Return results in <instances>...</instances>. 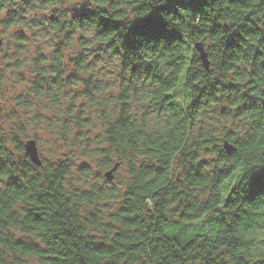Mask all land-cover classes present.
Segmentation results:
<instances>
[{"label": "clouds", "instance_id": "clouds-1", "mask_svg": "<svg viewBox=\"0 0 264 264\" xmlns=\"http://www.w3.org/2000/svg\"><path fill=\"white\" fill-rule=\"evenodd\" d=\"M40 3L0 0V32L13 39V30L22 26L7 28V20L13 17L26 15L43 22L46 18ZM52 4L64 31L81 41L77 51L83 52L82 45L95 41L90 52L102 53L105 63L102 72L77 84L75 90L51 87L48 79L40 87H51V92L41 94L31 85L20 84L15 73L0 81V197L12 200L14 193L4 187L9 177L19 178L25 191L51 188L55 192L62 184L68 195L71 188L97 184L93 178L98 173L119 165L124 187L147 189L159 181V196L146 207L153 208L160 200L159 211L168 216L169 223L180 222L178 231L213 233L211 241L199 237L195 244L200 246H193L191 253L180 252L171 244L154 258L155 250L146 243L136 264H159L173 256L177 257L175 264H264V99H257L264 96V53L259 51L264 48V0H52ZM117 5L123 9L118 21L113 19L120 15ZM142 10L143 18H135ZM151 18L158 20L162 30H136ZM176 18L179 23H174ZM221 19L230 25L223 38L197 35L222 28L217 24ZM209 20L211 28L206 23ZM101 31L110 32V44L96 41ZM130 41L135 53L129 50ZM113 46L121 53L125 70L118 60L110 59ZM149 48L161 54L176 48L182 63L170 67L151 57L156 63L148 67L157 73L159 84L145 90L140 54ZM197 48L201 49L199 58ZM15 51L11 46L0 48V69L4 53ZM207 55L213 58L210 72L205 71ZM168 58L164 56V61ZM186 60H191L190 66L186 67ZM230 67L234 73H229ZM66 68V62L62 63L60 70ZM129 68L131 71L126 70ZM181 69L187 74L181 73L173 96L165 101L166 88ZM252 73L260 84L254 96L249 94L248 84ZM124 78L131 82L122 84ZM103 83L115 87L92 96L89 85ZM225 88L233 91L226 93ZM130 89L140 91L133 94ZM120 95H131V104H122ZM206 95L210 100L200 107L197 101ZM89 99L95 102V110L88 106ZM82 111L90 116L95 111L87 127L79 118ZM190 118L193 126L188 128ZM78 169L87 171L82 174ZM234 169V179L223 184V177ZM193 171L199 180L192 176ZM57 177L60 179L54 184ZM177 209L191 211L200 222L182 221ZM205 209L209 211L205 213ZM217 212L223 223L210 226L208 218ZM4 255L5 261L14 260L12 254ZM186 256L196 259H184Z\"/></svg>", "mask_w": 264, "mask_h": 264}, {"label": "trees", "instance_id": "trees-1", "mask_svg": "<svg viewBox=\"0 0 264 264\" xmlns=\"http://www.w3.org/2000/svg\"><path fill=\"white\" fill-rule=\"evenodd\" d=\"M38 6L42 8L41 15L46 18L43 22L36 21L35 18L29 20L26 15L19 19L13 17L7 20V28H12L14 24L22 25L11 33L13 39L8 40V34L0 32V37L4 39L1 48L11 46L16 49L11 54L4 53V67L0 69V81H3L10 73H15L20 84L31 85L32 89L43 94L45 91L51 92V87L57 85L75 90L77 84H83L85 79H90L98 72H102V66L105 63L103 54L92 55L90 52V49L95 46V41L93 45H82L85 49L83 52L77 51L81 41L75 39L74 34L70 35L64 31L65 25L61 17L56 14L57 9L53 6L52 0H41ZM27 8L26 2L25 9ZM116 11L120 15L113 19L118 21L122 17L123 9L117 5ZM143 15L142 10L135 18L142 19ZM174 23H179V19L176 18ZM206 23L210 28L212 27L211 20ZM217 24L223 27L215 31L203 30L197 32V35L223 38L226 35L225 28L230 25L224 24L222 19L217 20ZM193 27H196L195 22ZM32 29L37 31L32 32ZM152 29L162 30V25L156 18L142 21L136 30ZM110 35L108 31H101L97 33L96 41L103 40L110 44ZM37 40L39 43L36 42ZM128 47L132 53H135L134 42L130 41ZM205 50L207 52V49ZM112 51L113 55L110 59L118 60L122 70H125L121 53L115 50V46ZM259 51L264 53V48ZM164 56L169 57L167 61H164ZM151 57H158L160 62H166L170 67L182 63L181 55L177 53L176 48H168L163 54L158 49L144 50L140 54V60L145 90L153 84H159L157 73L148 67L156 63ZM197 57L199 58L198 52ZM208 59L210 66L209 70L205 69V71L210 72L213 58L208 55ZM64 62L67 68L61 71V64ZM184 63L186 67L190 66L191 60H186ZM126 70L131 71L130 68ZM228 71L234 73L235 69L230 67ZM85 73L88 75L85 76ZM181 73H184V76L187 74L184 69L176 73V79L167 86L162 97L165 101L173 96L175 87L182 78ZM107 75L111 76V70ZM48 79H50L51 87L41 88L40 82ZM130 82L127 78L121 79L122 84ZM228 83L231 84L232 81ZM222 84L223 82L216 85L217 91ZM248 84L249 94L254 96L256 89L260 88L256 73H252L249 77ZM185 86H187L186 79ZM89 87L92 88L91 95L96 96L106 94L107 90L115 85L103 83L94 87L89 85ZM130 91L138 94L140 89H130ZM224 91L227 93L233 89L225 88ZM197 95L199 96V93ZM22 97L21 93L19 98L22 99ZM119 99L124 105H130L132 102L131 95H120ZM257 99H264V96ZM209 100L210 98L206 95L197 103L200 107H205ZM88 106L94 110L96 108L95 102L90 99ZM94 115L95 111L91 116L86 111H82L79 113V118L87 127ZM186 126L188 128L193 126L191 118ZM78 171L83 174L87 169H78ZM103 172L101 171L93 178L97 184L83 188H71L69 185L71 192L68 195L65 194L66 190L62 184L55 192L51 188L40 192L25 191L20 185L19 178L9 177V182L4 187L14 193L12 200L5 201L3 197H0V264H136L146 243L155 250V258V254H158L161 249L167 251L168 245L171 244H175L180 252L191 253L193 246H200L195 244L199 237L204 236L206 241L213 239L211 232L205 236L202 231L194 229L191 232L178 231L180 222L173 220L169 223L168 216L159 211L160 200L155 201L153 208L146 207L149 200L159 196L161 190L159 181L151 184L147 189L139 186L124 187L123 181L114 183L107 178L106 180ZM235 172L236 169L224 176L222 183H230L235 177ZM192 176L197 180L200 179L195 171ZM59 179L57 177L53 183L55 184ZM177 179L179 180V177ZM261 183H264V180ZM4 195L7 196V193ZM13 204L16 207H13ZM221 206L218 205L217 208ZM208 211L205 209V213ZM177 215L182 221L200 222V217H193L191 211L177 209ZM208 223L211 226L221 224L223 221L217 212L216 215L209 216ZM5 253L12 254L14 260L5 261ZM176 259V256L172 259L165 257L159 261V264H175ZM184 259L195 260L196 258L186 256Z\"/></svg>", "mask_w": 264, "mask_h": 264}, {"label": "water", "instance_id": "water-1", "mask_svg": "<svg viewBox=\"0 0 264 264\" xmlns=\"http://www.w3.org/2000/svg\"><path fill=\"white\" fill-rule=\"evenodd\" d=\"M1 45H2V39L0 38V48H1ZM198 52V55L200 56V53H201V49L197 48L196 50ZM204 52L207 54L206 50L204 49ZM201 63L203 64V61H201ZM206 63L208 65V68L206 70H209V66H210V61L208 59V55H207V59H206ZM30 143V142H29ZM30 160H31V157L29 156ZM119 167V165L105 171L104 175L105 177L108 179V177H111V179L114 177V172L117 170V168Z\"/></svg>", "mask_w": 264, "mask_h": 264}, {"label": "rangeland", "instance_id": "rangeland-1", "mask_svg": "<svg viewBox=\"0 0 264 264\" xmlns=\"http://www.w3.org/2000/svg\"><path fill=\"white\" fill-rule=\"evenodd\" d=\"M2 38V37H1ZM3 39V38H2ZM4 40V39H3ZM105 171L103 172V175H104ZM106 179V177H104ZM107 180V179H106ZM112 182L116 183V182H122L123 180L120 179V168L118 167L117 170L114 172V177L113 179L111 180ZM195 223H198V222H195ZM33 264H36V263H33Z\"/></svg>", "mask_w": 264, "mask_h": 264}]
</instances>
